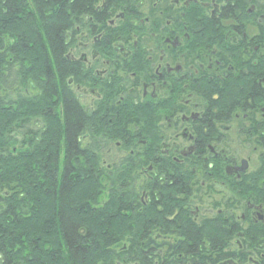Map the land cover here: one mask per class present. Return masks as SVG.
<instances>
[{"label": "flooded vegetation", "instance_id": "1", "mask_svg": "<svg viewBox=\"0 0 264 264\" xmlns=\"http://www.w3.org/2000/svg\"><path fill=\"white\" fill-rule=\"evenodd\" d=\"M68 16L62 99L50 102L84 118L80 177L136 180L137 207L171 221H234L226 248L245 249L242 230L264 222V0H90Z\"/></svg>", "mask_w": 264, "mask_h": 264}, {"label": "trees", "instance_id": "2", "mask_svg": "<svg viewBox=\"0 0 264 264\" xmlns=\"http://www.w3.org/2000/svg\"><path fill=\"white\" fill-rule=\"evenodd\" d=\"M89 2L72 0L69 7L66 0H0V254L4 260L19 257L17 264H66L64 258L69 264H222L231 258L241 264L253 254L264 255V222H250L242 230L244 251L222 252L241 231L234 221L228 231L218 222L222 216L193 223L181 211L171 221V210L137 207L134 190L117 179L105 184L108 195L103 204L94 205L103 179L79 176L81 150L75 136L84 118L67 100L65 120L63 112L59 119L50 102L53 94L60 99L63 94L68 10L84 9ZM6 36L12 42L4 50ZM28 87L34 93L28 94ZM34 118L42 119L43 125ZM20 130L31 134L24 140L30 150L10 148ZM60 151L63 162L58 174ZM81 188L85 196L79 194ZM39 198L45 200L43 209ZM47 211L58 226L53 241L46 236L47 228H42V217L37 219ZM35 228L41 231L35 234ZM148 229L177 237L175 241L151 239ZM259 264H264V256Z\"/></svg>", "mask_w": 264, "mask_h": 264}, {"label": "rangeland", "instance_id": "3", "mask_svg": "<svg viewBox=\"0 0 264 264\" xmlns=\"http://www.w3.org/2000/svg\"><path fill=\"white\" fill-rule=\"evenodd\" d=\"M10 37L9 36H6V38L4 37V44H5V46H4V50H6L9 46H10V44H11V39H9ZM15 85V84H14ZM14 85H11V87H12V89H13V86ZM34 90L33 89H31V88H29L28 87V94H30V93H34L33 92ZM14 94L15 93H13V94H11V96H14ZM60 111H57V108L55 109V114L58 116V118L60 119L61 117H60ZM57 117H56V119L58 120V122H60V120L58 119ZM34 121H36V122H40L41 123V125H43V123H42V119H37V118H34L33 119ZM32 122V121H31ZM33 123H35V122H33ZM33 123L32 124H27V126L29 125H33ZM59 124V123H58ZM30 133H28V132H26V130H20V132L19 131H17V133L15 134V136H17V138H18V141L17 142H15V143H13V145L10 147V148H12V149H19V150H23L24 148L25 149H29L30 150V145H29V143H25L24 142V140L26 139V138H30ZM58 159H59V167H58V174H60V172H61V167H60V165L62 164V162H63V154H62V151H60L59 152V155H58ZM117 180H121V181H123V182H125V183H128V182H130V183H132L133 184V186H136V189H137V191L139 192V190H138V188H141L140 186H141V184H140V182H138V181H136V180H129V179H126V178H119V179H117ZM101 181V180H100ZM110 183V179H103L102 181H101V186H100V191H99V199L94 203V205L95 206H101L102 204H103V202L106 200V198H107V195H108V191H107V189L105 188V184H109ZM81 190V192L79 193L80 195H84L85 196V193H82V191H83V188H81L80 189ZM82 197V196H81ZM80 197V198H81ZM102 197H104L103 199H102ZM81 199H83V198H81ZM48 200V199H47ZM39 202L40 203H42V209L43 208H45V200H44V198H39ZM41 205V204H40ZM243 213V211H241V210H236V211H232V214H234V218H236V220H238L239 218H240V216H241V214ZM42 217V218H41ZM39 218H41V221H43V227L42 228H44V227H46L47 229L45 230V233H46V236H48L47 238H48V240H50L51 241V239H52V241L54 240V238H55V236L56 235H58V230H57V222H56V218L54 217V216H52L51 215V212H49V211H47V213L45 212L44 214H42L41 212H40V217H38L37 219H39ZM48 227H49V229H48ZM38 231H41V229L40 230H38V229H34V233L35 234H37V232ZM239 237V236H238ZM237 237V238H238ZM236 237L234 236V237H232V239H231V245H232V242H233V240L235 239ZM127 245V244H126ZM227 250V248L225 247L224 248V250H222V252L223 251H226ZM64 258V257H63ZM18 261H20V258L19 257H15V259H14V262H18ZM234 261H236L237 262V264H238V261H237V259H235ZM64 262L66 263V264H69L68 263V261H67V259H65L64 258ZM114 264H123V263H121V262H114ZM129 264H134L133 262H131V263H129ZM245 264H252L251 262H247V263H245Z\"/></svg>", "mask_w": 264, "mask_h": 264}, {"label": "bare ground", "instance_id": "4", "mask_svg": "<svg viewBox=\"0 0 264 264\" xmlns=\"http://www.w3.org/2000/svg\"><path fill=\"white\" fill-rule=\"evenodd\" d=\"M88 158H89V160H91L90 159V157L88 156ZM80 176V175H79ZM82 179H87V178H82ZM56 182V180L54 179V183ZM47 189L46 190H48V192L51 190V183H49L48 185H47V187H46ZM54 189H56V184H54Z\"/></svg>", "mask_w": 264, "mask_h": 264}, {"label": "water", "instance_id": "5", "mask_svg": "<svg viewBox=\"0 0 264 264\" xmlns=\"http://www.w3.org/2000/svg\"><path fill=\"white\" fill-rule=\"evenodd\" d=\"M228 262H230V261H228Z\"/></svg>", "mask_w": 264, "mask_h": 264}]
</instances>
